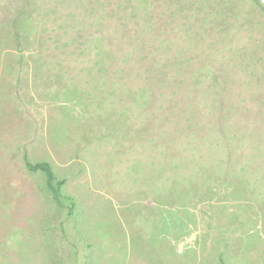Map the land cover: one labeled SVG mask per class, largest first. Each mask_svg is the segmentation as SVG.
I'll use <instances>...</instances> for the list:
<instances>
[{
	"label": "rangeland",
	"instance_id": "374dc122",
	"mask_svg": "<svg viewBox=\"0 0 264 264\" xmlns=\"http://www.w3.org/2000/svg\"><path fill=\"white\" fill-rule=\"evenodd\" d=\"M0 264H264L258 0H0Z\"/></svg>",
	"mask_w": 264,
	"mask_h": 264
},
{
	"label": "trees",
	"instance_id": "16d2710c",
	"mask_svg": "<svg viewBox=\"0 0 264 264\" xmlns=\"http://www.w3.org/2000/svg\"><path fill=\"white\" fill-rule=\"evenodd\" d=\"M29 167H31L32 169H41L43 170L48 177L49 182H51L54 178V173L52 170V167L50 166V164L48 162H39V163H28Z\"/></svg>",
	"mask_w": 264,
	"mask_h": 264
},
{
	"label": "built area",
	"instance_id": "2783aa9c",
	"mask_svg": "<svg viewBox=\"0 0 264 264\" xmlns=\"http://www.w3.org/2000/svg\"><path fill=\"white\" fill-rule=\"evenodd\" d=\"M260 4L264 7V0H258Z\"/></svg>",
	"mask_w": 264,
	"mask_h": 264
}]
</instances>
